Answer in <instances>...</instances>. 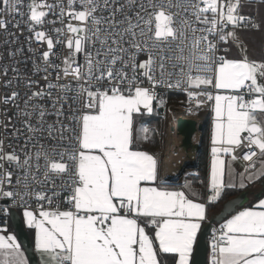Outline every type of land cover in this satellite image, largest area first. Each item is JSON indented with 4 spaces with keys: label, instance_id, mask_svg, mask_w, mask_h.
Returning <instances> with one entry per match:
<instances>
[{
    "label": "snow or ice",
    "instance_id": "1",
    "mask_svg": "<svg viewBox=\"0 0 264 264\" xmlns=\"http://www.w3.org/2000/svg\"><path fill=\"white\" fill-rule=\"evenodd\" d=\"M170 91L209 115L201 191L147 126ZM257 183L264 0H0V264H29L12 208L40 264H195L212 210ZM229 203L206 264H264V198Z\"/></svg>",
    "mask_w": 264,
    "mask_h": 264
},
{
    "label": "water",
    "instance_id": "2",
    "mask_svg": "<svg viewBox=\"0 0 264 264\" xmlns=\"http://www.w3.org/2000/svg\"><path fill=\"white\" fill-rule=\"evenodd\" d=\"M206 128V123L201 122L197 123L195 119L180 117L176 121V130L179 136H181V148L184 149L186 153L191 151L200 153L202 150V140L201 142H194V137L196 136L197 131L204 132ZM239 197V199H236ZM249 200L248 191L240 193L238 196L229 199L222 206V209L214 215V219L207 222L202 227V235L198 237L197 248L194 250L193 259L195 264H206L207 254H208V237L211 230V226L214 223L223 222V218L232 210L233 204L229 203L234 201L236 205L242 207ZM10 219L13 223L14 229L17 233V236L22 243V246L25 249H28L29 253V262L30 264H40L37 254H35L33 245L26 230L22 219L17 210L10 211Z\"/></svg>",
    "mask_w": 264,
    "mask_h": 264
},
{
    "label": "built area",
    "instance_id": "3",
    "mask_svg": "<svg viewBox=\"0 0 264 264\" xmlns=\"http://www.w3.org/2000/svg\"><path fill=\"white\" fill-rule=\"evenodd\" d=\"M165 96H166V99L168 100V104H167L165 109L161 110V115L172 116L174 118L175 126H176L177 119L180 117L195 119L198 124L203 122L200 118L201 117L200 113L204 110H201L198 114L190 113L187 109L186 97L184 94L170 91V92L166 93ZM198 133L200 134L201 140L203 141V133L201 131H197L196 134H198ZM201 140L199 142H201ZM179 141H181V136H180ZM189 154L191 155L190 159L188 158V160L185 163L180 164L177 167V169L175 171H173V173H171L168 176L171 178V181L173 183H183L185 181V179L187 178V176L189 175V173L194 174V175L198 174L197 164H198V160H199V158H198L199 153L191 151ZM188 163H190V164L195 163V166L194 167L190 166V165H188ZM0 204H3V202L0 201ZM11 210L19 211L18 209H15V208L10 209V211ZM10 211L8 214V224L10 222ZM2 218H3V214H0V219H2ZM218 226H219V223L212 224L211 230L209 233V237H208V246H209V243L211 240L212 228H215Z\"/></svg>",
    "mask_w": 264,
    "mask_h": 264
},
{
    "label": "rangeland",
    "instance_id": "4",
    "mask_svg": "<svg viewBox=\"0 0 264 264\" xmlns=\"http://www.w3.org/2000/svg\"><path fill=\"white\" fill-rule=\"evenodd\" d=\"M146 121L148 127L158 130L155 137V139L157 140V147H159L160 145L163 146L164 159H168V162L172 166L174 162L169 161V158L172 154V150H170V147L175 145V143L177 144L178 142H181L179 141L180 137L176 130L174 118L172 116L161 115V113L158 112V114H154L152 117L146 118ZM184 158H182L181 162H179L178 164H183L188 160V158L190 159L189 154L186 158V161H184ZM170 160L172 159L170 158ZM188 165H190V163H188Z\"/></svg>",
    "mask_w": 264,
    "mask_h": 264
},
{
    "label": "crops",
    "instance_id": "5",
    "mask_svg": "<svg viewBox=\"0 0 264 264\" xmlns=\"http://www.w3.org/2000/svg\"><path fill=\"white\" fill-rule=\"evenodd\" d=\"M162 110V109H161ZM161 110L159 111V113H161ZM152 117V116H151ZM146 118H150V117H146ZM201 118V120L204 122V120L202 119V117H200ZM209 130H210V119H209V125H208V137H207V144H206V149H207V167H208V164H209ZM199 134V133H198ZM199 137H200V134H199ZM203 148V147H202ZM200 154V153H199ZM189 156H191L190 154H189ZM199 158V160H198V164H199V162H200V156L198 157ZM198 164H197V167H198ZM180 164H178V165H176V167H174V168H172V166L170 165V163L168 162V159H164V165H163V169H162V171H163V174L164 175H166V176H169L171 173H173V171H175L176 169H177V167L179 166ZM190 166H195V163H193V164H190ZM196 167V168H197ZM236 167H237V169L238 170H241L240 169V165H239V163L236 165ZM191 173H189V175L187 176V180H189V181H191L192 183H193V186L198 190V191H201V190H203V186L202 185H200L199 186V183L195 180V177L196 176H198V174L197 175H194V174H191ZM206 178H207V169H206ZM184 183V182H183ZM183 183H180V184H183ZM244 191H248V194H249V200H248V202L246 203V204H244L243 206H245V205H247L250 201H253L255 198H257V197H259V198H264V190H262L261 189V186L259 185V183H257L254 187H250L249 189H247V190H243V191H239V192H244ZM242 206V207H243ZM18 213H19V215H20V217H21V219H22V215H21V213L18 211ZM22 222H23V219H22ZM23 224H24V226H25V228H26V230L28 231V234H29V236H30V239H31V242H32V245H33V231L31 230V229H29L28 227H27V225H26V223H24L23 222ZM206 224H207V222H206ZM203 227V226H202ZM9 231L11 232V233H13V234H15V235H17V233H16V231H15V229H14V226H13V223H12V221H11V219H10V222H9ZM18 237V236H17ZM18 240H19V238H18ZM20 241V240H19ZM34 249V248H33ZM195 250V249H194ZM194 253V252H193ZM38 256V255H37ZM38 260H39V262H40V259H39V256H38ZM29 264H30V262H29Z\"/></svg>",
    "mask_w": 264,
    "mask_h": 264
},
{
    "label": "trees",
    "instance_id": "6",
    "mask_svg": "<svg viewBox=\"0 0 264 264\" xmlns=\"http://www.w3.org/2000/svg\"><path fill=\"white\" fill-rule=\"evenodd\" d=\"M200 116L202 117V119L204 120V122L206 123V128L203 132V141H202V150L199 154L200 156V162L198 164V176L195 177V180L200 184L201 180H206V169H207V149L206 144H207V137H208V125H209V115L207 113V111H202L200 113ZM241 192H234L230 195H228L227 197L224 198V200H222L221 202H219L217 204V206L212 210L211 215L214 216L216 213H218L221 209L222 206L225 202H227L229 199L234 198L236 196H238Z\"/></svg>",
    "mask_w": 264,
    "mask_h": 264
},
{
    "label": "bare ground",
    "instance_id": "7",
    "mask_svg": "<svg viewBox=\"0 0 264 264\" xmlns=\"http://www.w3.org/2000/svg\"><path fill=\"white\" fill-rule=\"evenodd\" d=\"M180 137V136H179ZM180 139V138H179ZM201 140V136L199 137V134H196V136L194 137V141L195 142H199ZM181 142L179 143H175V145H173L172 147H170V150H172V154H171V159L169 158V161H173L172 163V168L176 167V165H178L179 162H181V159L184 158V161H186V158L188 157V154H186V152L184 151L183 148H181L180 146Z\"/></svg>",
    "mask_w": 264,
    "mask_h": 264
}]
</instances>
